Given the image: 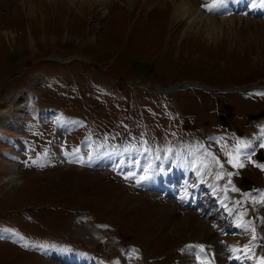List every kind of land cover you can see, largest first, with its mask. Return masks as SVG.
I'll return each instance as SVG.
<instances>
[{
  "label": "rangeland",
  "instance_id": "obj_1",
  "mask_svg": "<svg viewBox=\"0 0 264 264\" xmlns=\"http://www.w3.org/2000/svg\"><path fill=\"white\" fill-rule=\"evenodd\" d=\"M85 1L0 0V264H263L264 17H215L209 39L159 4ZM182 149L192 209L139 184ZM169 202L217 237L147 211Z\"/></svg>",
  "mask_w": 264,
  "mask_h": 264
},
{
  "label": "bare ground",
  "instance_id": "obj_2",
  "mask_svg": "<svg viewBox=\"0 0 264 264\" xmlns=\"http://www.w3.org/2000/svg\"><path fill=\"white\" fill-rule=\"evenodd\" d=\"M79 1L86 2L85 0H79ZM98 1L103 2V3L108 2V0H98ZM126 1H127L128 6H130L132 9L137 0H126ZM254 3L256 5L255 7H253ZM156 4H159L163 10H166V9L171 10L170 12L171 21H180V20L186 21L187 29H190L192 26L197 25L198 22H202V19H207L206 20L207 22L206 36L209 39H213L217 37L216 35L217 32L216 31L214 32L213 30L215 28V24H214L215 17L220 18L224 14L226 17H230L232 15H227V13L233 12L236 10H239L245 13L250 11L252 13L264 14V6H261L260 0H223L222 4L220 3V0H144V5L147 8H151ZM204 5L213 6V10L212 11L207 10L204 7ZM9 117H10L9 113L1 111L0 129L3 127L4 128L7 127L8 122L10 121ZM14 145H15V149L12 151V155L10 157L11 161H16V156H18L17 153L22 152V145L19 143V141ZM185 152L186 151H184L183 154ZM191 156L192 155H190V152H188V154L183 157L180 156L179 158H177L178 156L177 157L174 156V163H173L172 168L169 171L164 170V172L156 173L153 170L151 171L149 175H146V177L144 175V178L141 180L142 184L144 185L143 188L146 187V189H151L152 191L154 190L155 193H157L158 190L162 188L164 183H166V186L164 187L165 190L168 191L169 193L170 192L178 193L180 195L179 197L181 201L185 203L188 202L187 205H189V207L192 209V207H194L195 204H194V201H191V199L195 197L189 195V193L186 191L187 184L185 183V181H183V178H181V175L183 174L188 175L189 167L193 162ZM79 167L81 168V166ZM6 168L10 170L9 172H11V174L14 173L15 171V167L12 166L10 162L7 163ZM200 168L204 169L203 167H200ZM204 171H207V170L205 169ZM15 173L17 172L15 171ZM9 176H11L10 180H13L14 182L15 180L17 181V179L19 178L17 174L9 175ZM130 198L132 199V197ZM219 198H220V203H223V205L224 203L230 202L229 198H227L223 194H221ZM147 211L151 213V216L154 219L161 221V223L164 224L166 229L171 228L174 230L177 229L179 231L180 230H183V231L195 230L200 233L205 232L206 237L203 236L204 237L203 242H205L206 239L211 238V240H214L217 237L214 235L212 231L206 232L209 225L206 223L207 221H204L203 218H200L199 216L200 213L198 214V212L195 210L194 212L192 210L191 212H186L183 214V216L181 215L177 216L176 214L178 211L177 206L175 205V203L169 202L165 205L164 204H155L153 206L150 205L147 208ZM237 218L238 219L235 222L236 227H241V228L245 227V224H243L242 217L240 218L237 217ZM57 251H59L58 253H60L61 256L68 257L69 259H71V257L74 256V253L69 254L70 252H67V251L63 252V250L62 251L57 250ZM81 260L82 258L80 259V263H81Z\"/></svg>",
  "mask_w": 264,
  "mask_h": 264
},
{
  "label": "snow or ice",
  "instance_id": "obj_3",
  "mask_svg": "<svg viewBox=\"0 0 264 264\" xmlns=\"http://www.w3.org/2000/svg\"><path fill=\"white\" fill-rule=\"evenodd\" d=\"M223 0H220V3L222 4ZM261 2V6H264V0H260ZM255 3L253 4V7H255ZM204 7L209 10V11H212L213 10V6H209V5H204ZM242 166V165H240ZM201 251H203V248H201Z\"/></svg>",
  "mask_w": 264,
  "mask_h": 264
}]
</instances>
